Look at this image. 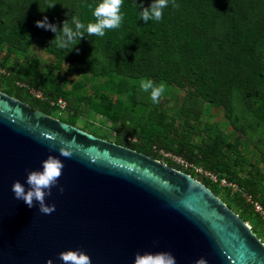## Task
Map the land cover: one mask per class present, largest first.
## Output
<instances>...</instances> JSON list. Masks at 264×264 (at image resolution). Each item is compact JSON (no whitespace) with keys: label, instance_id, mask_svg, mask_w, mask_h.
Here are the masks:
<instances>
[{"label":"rangeland","instance_id":"rangeland-1","mask_svg":"<svg viewBox=\"0 0 264 264\" xmlns=\"http://www.w3.org/2000/svg\"><path fill=\"white\" fill-rule=\"evenodd\" d=\"M130 1L148 6L152 2ZM176 3L179 8L169 5L163 10L166 24L206 38L204 55L198 61L190 58L182 42L166 35L122 40L108 34H86L71 51L58 49L51 38H19L7 30L19 27L23 15L46 16L61 27L65 20L71 23L72 16L79 18V0H0V90L22 96L30 105L47 100L53 105L51 116L73 121L75 126L117 143V124L92 108L105 95L121 118L137 124L138 133L142 127L155 126V135L186 138L214 151L220 163L252 187L254 196L248 197L227 178L222 181L202 162L189 161L163 147L156 150L152 143L157 160L178 163L181 171L201 182L209 180V188L264 243V218L254 204L264 208V38L257 39L264 31V0ZM51 4L54 6L48 7ZM164 63L169 72L166 78L161 75ZM202 70L216 73L218 81L199 78ZM141 79L166 85L158 104L140 90ZM59 98L64 107L56 103Z\"/></svg>","mask_w":264,"mask_h":264},{"label":"water","instance_id":"water-1","mask_svg":"<svg viewBox=\"0 0 264 264\" xmlns=\"http://www.w3.org/2000/svg\"><path fill=\"white\" fill-rule=\"evenodd\" d=\"M50 154L64 163V191L53 187L45 200L56 210L45 215L11 186L27 190V171ZM68 249L92 264H133L145 251L171 252L176 264H264V243L200 180L0 90V264H62Z\"/></svg>","mask_w":264,"mask_h":264},{"label":"trees","instance_id":"trees-1","mask_svg":"<svg viewBox=\"0 0 264 264\" xmlns=\"http://www.w3.org/2000/svg\"><path fill=\"white\" fill-rule=\"evenodd\" d=\"M96 2L97 1L95 0L94 1L79 0V9H80L79 19L85 24L94 21V17L92 16V10L88 7V5L89 4L95 5ZM144 7H148V5L147 4L135 5L130 0H123V6L121 9L124 15L123 23L119 29L107 31L106 34L111 35V37H115V38L121 37L122 40H129L133 37L160 38L166 35L174 41L182 42V46L184 47V50L194 61H198L203 57L204 55L203 49L207 41L206 38L199 37L194 33H192L191 31H189L188 29L183 28L182 26H178L175 24L168 26L166 24L167 19L164 16L163 19L159 22L155 20H150L147 23H145L142 19H139L138 16V12L141 11ZM43 19L44 18L37 17L31 14L23 15L19 20L20 22L19 27L11 30L8 29L7 32H11L14 36L19 38L30 37L36 39H47V38L54 39L55 33H53L51 30H45L43 28L36 26V21ZM48 21L54 24L52 20L48 19ZM59 27L60 26H57V28ZM253 29L254 27L252 26L249 30L252 31ZM262 38H264V31L260 32V35L258 36L257 39H262ZM57 56L59 57V55ZM59 59L60 58H57V60ZM164 62L166 63V61ZM165 63L162 66V71H161V75L164 78H166V76H168L169 73L168 70L166 69ZM262 74L263 73H261V75ZM198 77L202 79L208 78L213 82L218 81L216 73L212 71L202 70L198 73ZM53 95L54 98L59 96L58 93H55ZM15 97L21 98L22 96L21 97L15 96ZM21 100L25 101L22 98ZM38 100L40 102L36 104H32L31 107L40 109L41 111L50 114V109L53 107V105L49 104L47 100H41V99ZM68 108L69 109L72 108L71 100L68 101ZM92 108L97 113L103 115L107 119H110L111 121L117 124L115 130L119 138L117 140V143L124 146H128L137 151L143 152L147 155H152L154 153L153 156L154 158L157 157L155 156L156 153L152 150V145L153 144L155 145L156 150L163 147L167 150L174 152L175 154L183 156L189 161L202 162L205 167L214 169V171L217 172L219 178H227L229 179V181H233L234 183L237 184L240 191H245L249 196L255 195L254 190L249 184H246L244 180L238 178L233 172H231L227 167H225L222 163H220L217 160V158L214 156V151L210 152L196 143H191L186 138L174 140L172 138H163L160 135L159 136L155 135L157 132V128L155 126L142 127L141 133H138L137 124L130 121V119L128 118H121L120 114L116 110H114L111 99L105 95H103L99 100L94 101ZM67 122L74 125L73 121H67ZM135 135H137L139 138H137ZM146 143H150V145L146 146ZM169 165L176 169L182 170L181 166L178 163L169 164ZM185 172L189 173L188 171ZM203 183L208 187H210L209 185L211 183L209 182V180L204 179Z\"/></svg>","mask_w":264,"mask_h":264},{"label":"clouds","instance_id":"clouds-1","mask_svg":"<svg viewBox=\"0 0 264 264\" xmlns=\"http://www.w3.org/2000/svg\"><path fill=\"white\" fill-rule=\"evenodd\" d=\"M169 5L173 8L180 7L176 0H152L148 7H144L138 12L139 19L145 23L150 20L159 22L163 19V10ZM52 6L54 4L48 7ZM122 6L123 0H97L95 5H88L92 10L93 22L85 24L77 16H72L71 23L69 20H65L61 27L57 28L45 16L43 20L36 21V26L55 33L51 44H54L58 49L67 48L68 51H71L86 34L87 36L104 37L107 31L119 29L124 20ZM139 87L142 92L150 94V99L154 104L160 102L166 91V85L163 82L157 84L152 79H141ZM59 153L65 158L73 156V153L63 146L59 148ZM41 165V169L27 171L25 178V183L28 185L27 190L20 180L13 181L11 190L14 198L23 200L29 208L34 206L35 201L39 205L40 213L50 215L56 210V206L46 203L45 198L51 195L53 187H57L58 191L63 193L64 188L58 184V181L62 175L64 163L57 156L50 154L41 162ZM58 257L62 264H92L91 257L80 249L63 250L58 253ZM46 264H53V261L48 259ZM133 264H176V259L168 251L136 252ZM194 264H208V261L206 258L200 257L194 261Z\"/></svg>","mask_w":264,"mask_h":264},{"label":"built area","instance_id":"built-area-1","mask_svg":"<svg viewBox=\"0 0 264 264\" xmlns=\"http://www.w3.org/2000/svg\"><path fill=\"white\" fill-rule=\"evenodd\" d=\"M35 96H36V97H41V95H40L38 92H35ZM56 103H57L58 105H60L61 107H64V102H63L62 99L59 98V99L56 101ZM221 180L225 182V179H224V178H221ZM231 184H232V183H231ZM232 185H233V184H232ZM248 197H250V196L248 195ZM254 204H255V209L258 210L259 213H260V214L262 215V217L264 218V208L262 207V205L259 204L258 202H255Z\"/></svg>","mask_w":264,"mask_h":264},{"label":"bare ground","instance_id":"bare-ground-1","mask_svg":"<svg viewBox=\"0 0 264 264\" xmlns=\"http://www.w3.org/2000/svg\"><path fill=\"white\" fill-rule=\"evenodd\" d=\"M250 227V226H249Z\"/></svg>","mask_w":264,"mask_h":264}]
</instances>
